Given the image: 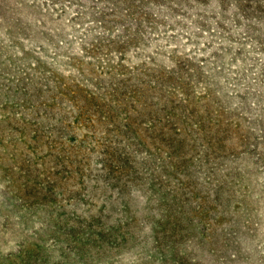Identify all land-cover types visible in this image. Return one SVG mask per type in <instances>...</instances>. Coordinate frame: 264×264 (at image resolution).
Listing matches in <instances>:
<instances>
[{"label": "rangeland", "instance_id": "rangeland-1", "mask_svg": "<svg viewBox=\"0 0 264 264\" xmlns=\"http://www.w3.org/2000/svg\"><path fill=\"white\" fill-rule=\"evenodd\" d=\"M0 264H264V0H0Z\"/></svg>", "mask_w": 264, "mask_h": 264}]
</instances>
